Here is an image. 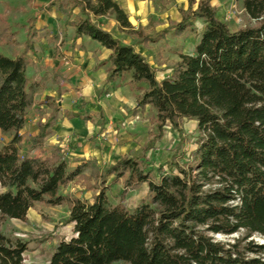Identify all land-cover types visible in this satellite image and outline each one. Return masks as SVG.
Segmentation results:
<instances>
[{
  "label": "trees",
  "instance_id": "obj_1",
  "mask_svg": "<svg viewBox=\"0 0 264 264\" xmlns=\"http://www.w3.org/2000/svg\"><path fill=\"white\" fill-rule=\"evenodd\" d=\"M58 7L67 17L79 7L73 25L75 37L87 35L110 50L101 62L108 64L106 83L129 84L136 91L134 112L149 105L156 112V131L138 154L121 156L101 166L87 159L73 168L65 159L21 157L20 129L42 87L27 77V53L36 35L30 19L24 48L10 57L0 51V130L12 131L0 147V220H25L36 202L69 204L68 237L53 247L47 264H264V244L252 234L264 236V0H242L254 25L231 29L217 17L211 0H188L181 19L150 35L134 29L117 0H50L44 7ZM113 15L118 28L148 43L194 34L193 51L178 52L170 73L158 78L154 66L133 44L122 43L97 20ZM203 23L198 32L195 21ZM0 19V38L5 31ZM129 77V79H128ZM46 98L50 116L30 137L40 144L59 107ZM68 117L90 120L84 111ZM193 119L197 135L189 153L180 151L185 139L183 119ZM169 124L178 142L168 160L151 166L147 152L161 140ZM99 180L91 201L61 194V187L80 177L85 169ZM122 181L116 203L108 201L106 184ZM147 184L144 201L129 208L127 192ZM245 230L234 242L214 235ZM26 245L0 233V264H23Z\"/></svg>",
  "mask_w": 264,
  "mask_h": 264
},
{
  "label": "crops",
  "instance_id": "obj_2",
  "mask_svg": "<svg viewBox=\"0 0 264 264\" xmlns=\"http://www.w3.org/2000/svg\"><path fill=\"white\" fill-rule=\"evenodd\" d=\"M49 1L18 0L10 5L22 8L24 13L11 10L15 14H6V8L0 13L6 27L0 38V51L7 56L12 57L23 50L30 19L36 30L33 50L27 53L29 63L26 73L28 79L40 83L42 89L36 93L35 103L28 110L26 122L19 131L23 136L19 155L50 158L62 154L70 168L92 158L99 165L113 164L139 147L137 138L143 135V131L144 141L148 139L150 122L145 117L153 108L147 105L144 110L134 112L137 92L129 84L113 88L106 83L108 64L102 65L101 62L108 57L110 50L87 35L75 37L73 23L80 16L79 7L74 8L72 15L67 17L58 4L44 10ZM117 1L134 29L139 25L146 26L152 16L158 19L169 14L176 21L180 20L174 7L168 13L156 14L147 0ZM185 4L182 7L185 8ZM97 20L122 43L132 44L128 34L118 28L113 15H102ZM19 34L23 39L20 42ZM15 43L17 49L11 50V45ZM136 49L153 66L156 65L143 50ZM48 96L59 110L54 115L48 135L40 144L32 145L30 137L38 134L39 123L44 122L52 112V108L45 103ZM79 111L90 114L92 119L83 120L67 115ZM12 135V131L0 130V147ZM5 189L0 184V192Z\"/></svg>",
  "mask_w": 264,
  "mask_h": 264
},
{
  "label": "rangeland",
  "instance_id": "obj_3",
  "mask_svg": "<svg viewBox=\"0 0 264 264\" xmlns=\"http://www.w3.org/2000/svg\"><path fill=\"white\" fill-rule=\"evenodd\" d=\"M15 2L18 0H14ZM13 0H0V13L6 8V14H15L13 12L24 10L18 9L10 5ZM148 5L153 8L152 11L157 13H168L171 7L177 10L180 15V9H186L188 0H147ZM183 3L185 8L182 7ZM211 5L216 8L217 17L228 24L231 29H238L249 25H254L255 21L249 18L245 13L242 6V0H211ZM16 8V9H15ZM13 10V12H11ZM149 23L146 26H141L144 31L150 35L155 34L161 29L165 28L168 24L178 22L169 14L163 18L150 17ZM198 32H201L203 23L200 19L195 21ZM138 26V27H139ZM137 27V28H138ZM128 34V33H127ZM195 39L194 34H187L181 37H173L167 33L164 39L156 42L140 43L138 37L134 34H128V40L132 44L143 50L146 56L156 64L154 67L157 71L158 78L170 73V65L173 61L178 59V52L193 51V42ZM22 39L21 34L18 35V41ZM21 47V46H20ZM11 50H16V43L11 45ZM153 66V65H152ZM145 118L149 119V129L156 131L155 126V111L150 109ZM196 121L193 119H183L182 125L184 128L185 139L181 144L180 151L189 153L195 146V136L197 135ZM145 131L143 135L137 138L139 147L135 148L130 154H138L141 148L146 144L144 141ZM144 141V142H143ZM178 142V135L169 124L163 128V136L161 140L156 141L154 148L148 153L151 161V166L156 168L157 164L163 163L168 160ZM58 156V155H53ZM65 155H59L60 159H66ZM52 158V157H50ZM47 158V159H50ZM108 165V164H104ZM101 165V166H104ZM69 167V166H68ZM99 180L91 175V169H85L80 177H77L67 185L60 188L59 193L68 194L77 198L91 201L93 196L98 193L100 187ZM106 184L109 188L106 190L108 201L114 204L118 201L122 191V181L117 183L112 182V176L108 177ZM147 193V184L144 183L136 190L127 192L125 195V204L129 208H133L145 200ZM69 204L62 202L58 205H51L45 201L36 202L29 208L25 220L14 218H2L0 220V233H2L8 240L15 241L21 240L26 245V250L23 253V264H47L50 255L53 251L54 245L62 238L68 237L72 230V224L67 221ZM246 235L245 230H239L230 235L216 234L214 235L217 240L234 242L236 239H241ZM253 240L256 243L264 244V236L254 233L246 240L241 242V246L248 240ZM114 264H127L124 262H116Z\"/></svg>",
  "mask_w": 264,
  "mask_h": 264
}]
</instances>
